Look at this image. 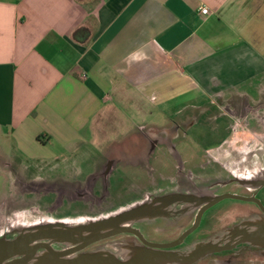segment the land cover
Instances as JSON below:
<instances>
[{"label": "crops", "instance_id": "0c3cea01", "mask_svg": "<svg viewBox=\"0 0 264 264\" xmlns=\"http://www.w3.org/2000/svg\"><path fill=\"white\" fill-rule=\"evenodd\" d=\"M263 120L264 0H0V163L14 176L25 162L51 168L101 146L86 181L112 159L138 173L131 189L157 187L131 191L128 205L176 190L144 183L177 174L174 151L237 163L242 141L264 137ZM167 136L183 142L135 158L146 137ZM253 162L239 180L261 179Z\"/></svg>", "mask_w": 264, "mask_h": 264}, {"label": "water", "instance_id": "95a60500", "mask_svg": "<svg viewBox=\"0 0 264 264\" xmlns=\"http://www.w3.org/2000/svg\"><path fill=\"white\" fill-rule=\"evenodd\" d=\"M257 185H264L263 175ZM200 195L181 192L151 194L113 212L96 217H83L80 220L82 222L74 219H46L31 225L19 223L9 231V234L14 235L13 238H0V264H196L210 254L230 250L238 244L264 250V219L256 215L220 229L185 250H169L179 245L196 228L204 210L218 202L233 199L254 201L258 204L254 199L230 194L211 196L201 201L198 199ZM177 206L181 208L178 209ZM196 208L198 214L193 227L170 244L147 243L128 226L135 221L190 212ZM122 233L135 234L148 249L135 244L122 245L115 251L104 246L89 249L102 240ZM225 236L227 241L220 242ZM54 245L58 248H53Z\"/></svg>", "mask_w": 264, "mask_h": 264}, {"label": "flooded vegetation", "instance_id": "af4514ba", "mask_svg": "<svg viewBox=\"0 0 264 264\" xmlns=\"http://www.w3.org/2000/svg\"><path fill=\"white\" fill-rule=\"evenodd\" d=\"M257 140L258 145H254L252 141L246 142L244 140L241 142L240 152L234 153V155H238V169L245 165V162H250L251 159L255 156L258 158V162H253V168L255 169V167H258L260 165L261 155L264 152V137L258 138ZM173 141L174 140L170 139L168 136L165 138L146 137V142L144 140V148L142 154L139 157L136 156L135 158H141L143 161H145V156H147L148 158L151 157L149 155V152L156 143H162L165 145L166 149L173 150L172 147L176 146ZM170 156L172 157H170L172 161L177 165V174L176 177L172 180L169 178L166 179L164 177H161L159 182H157L159 183L158 185H160V181L163 182L164 180H166V182L164 183L165 186L161 188L164 191L167 190V188L168 190H170V187H175L176 190L174 192L180 191L183 194H199L202 191L200 190L201 188L206 189L208 194L206 195L205 193H201L200 197H198V199L201 201H205L211 196L230 194L254 199L261 207L254 201L224 199L213 205L212 207L204 210L199 218L196 228H194V230L189 233L179 245L169 250H185L195 242L208 238L213 233L221 229V227L217 228L218 222L216 223V221H221V216L223 220L228 219L230 221L227 225H223V228L235 224L241 219L249 218L255 215L260 216L264 219V185H257V182L260 181V179L239 180L232 175L233 170L231 169V165L229 166L226 162H220L217 158L218 156H215V160L213 162H210L211 157L206 155L207 161L203 164L210 163L213 168H211L209 172H220L223 177L219 175L212 176V173H210L211 175H209L208 171L205 174H198L194 173L192 169L185 170V161H183L182 156L175 153V151L174 154H170ZM119 168L122 169L124 167L118 160L106 159L96 171L92 172V174L88 176V180L84 182L85 185H81L80 183H69L62 189L60 187L59 189L54 187L55 189L52 190L53 194L56 195V197H60L61 199H63V204L65 203L69 205L71 209L69 210V213H72L70 218L96 216L102 212L101 210H105L106 206L111 205V203L107 204L109 197L107 187L110 186L109 178L112 175L113 171L118 170ZM147 174L148 175H146V177L148 176L151 178L154 176L153 173ZM253 174L256 175L255 172ZM262 175L264 176V171L259 177H261ZM242 181L246 183H240ZM254 182H256V184ZM150 185H155V183L152 181ZM43 187L44 186L41 185H25L23 189L25 191L29 190V192L31 191L32 193H34L35 191H41ZM130 190L132 192H136L135 190H137L138 193L145 191V187L143 189ZM226 200H230L233 202L222 204ZM177 208L180 209L181 207L177 206ZM198 208H196V210H194L193 212H178L173 215H165L163 217L150 220L135 221L130 223L128 226L132 230H135L147 243L157 245L170 244L178 240L185 231L193 227L195 218L198 214ZM220 208H223V210L218 212L217 210ZM230 208L233 209L234 212L230 211ZM214 210H216L215 212L218 213H214ZM227 211L230 212L225 214ZM170 230H177V232L176 234L170 236V238L168 239L160 236L162 232ZM2 236H5V238L8 239L14 237V235L9 234V232L2 233L0 238ZM125 244H135L148 249L147 245L145 244L144 246L139 238L133 233L118 234L111 238L102 240L97 244H94L93 246H90L89 249L96 246H104L107 249L115 251L117 248H120ZM53 248H58V246L54 245ZM257 262L264 263V250L246 244H238L230 250L210 254L205 259L199 261V263L203 264H255Z\"/></svg>", "mask_w": 264, "mask_h": 264}, {"label": "rangeland", "instance_id": "374dc122", "mask_svg": "<svg viewBox=\"0 0 264 264\" xmlns=\"http://www.w3.org/2000/svg\"><path fill=\"white\" fill-rule=\"evenodd\" d=\"M154 121H158V119H150L149 122H154ZM263 125H264V120H263ZM121 128L123 129L124 126L121 125ZM203 129L204 128L202 125L197 124L193 127V130H192V131H197L200 133L199 137L194 136V139H193L199 145H202L201 142L203 140L201 139V137L207 133V131H204ZM119 140L115 141V143L112 144V146L108 148V150L110 151L111 148L116 149L120 142ZM113 141L114 140H112L109 143L111 144L113 143ZM131 141L132 140H130L129 142L131 143ZM129 142L126 141L125 145L126 144L128 145ZM180 142H183V141L180 139H175L173 141L175 145L179 144ZM236 148L238 147L236 146ZM176 150L178 151V146L176 147ZM103 151H104V148H102L101 146L98 147V152L96 151V149L92 147V148L86 149L87 154L86 153L84 155L78 154L74 157L70 156L69 158L66 159V162H63L62 164H54V166H52L51 168L42 167V166H38V168H35L34 166L31 165V162L29 164H27V162L23 163V165L20 167L21 172L17 171L16 169L15 176L17 175V172H18L22 174L24 179L26 178L27 179H32V178H42L43 179L42 182H40V184H37L39 186L40 185L44 186L43 189H41V191H35L34 193H32L31 191L29 192V190L25 191L23 189L25 185L34 186L35 185L34 183H30L25 180L24 181L21 180V182L16 181L14 174L13 173L10 174L9 168L7 166L3 168V164L0 163V236L4 232H9L11 228L17 227V224L19 223H23L24 225H31L33 224V222L37 223L39 221H43L46 219H50L52 221L54 220L69 221V219L80 221L81 219H83V217L70 218L72 213L71 212L69 213V210H71L69 205L65 203L63 204L62 203L64 202L63 199H61L60 197H56V195L53 194L52 190L55 188L59 189V187L62 189L65 185H68L69 183L78 184V183L86 182L85 176L89 174L92 170L98 167V165L101 162V155H99V152L102 154ZM199 151L200 150H198V152ZM169 153L167 152V154ZM203 154L197 153L193 155L191 158H189L188 154L183 156V161H185L184 162L185 170L192 169L194 173H198V174H205L207 173V171L209 172V170L213 167L210 165V163L203 164V163H206L207 161V157L202 156ZM234 156L238 159V155H234ZM167 158H169L168 159L169 162H172L170 161L171 159L169 155L167 156ZM215 158L216 157L214 158L211 157L210 162H213ZM217 158L219 159L220 162H224L223 156L219 155V157ZM261 162H262V165H261ZM231 168L238 169L237 163H232ZM168 169L169 167H167V170L164 173H166L165 175H168V177H171V180H172L173 179L172 176L173 175L176 176V174L173 172L174 169H171V171H169ZM243 170H244V167H240V170L236 172H232V175L235 176L236 178L247 176V173H244ZM254 170L257 176H260L262 172L264 171V152L261 155L260 165L258 167H255ZM132 172L134 173V171H129L128 168H125V169L119 168L118 170L113 171L112 175L109 178L110 186L107 187V192H109L107 204L111 203V205L106 206V209L101 210L102 212L96 216L104 215L107 212H113L125 206L126 202H128L130 199L134 197V194H132L130 190L133 187L132 182L130 179L127 178L128 175H132ZM210 173L212 172H209V175H211ZM134 174L136 175L138 173L135 172ZM213 175H217V176L219 175L223 177V175L220 172L218 173L217 171L212 173V176ZM160 179L161 177H159L156 174H154V176L151 178L148 176L147 177L145 176V185L148 184L149 186H151L150 183L152 181L156 185V183L159 182ZM65 181H68V182H65ZM165 182L166 180H164V182L160 181L161 184H164ZM146 188L147 187L145 186V193L146 192L148 193L149 191H156L157 187L155 188L150 187L148 189ZM200 190H202L201 193L203 194L205 193L206 195H208L206 189L200 188ZM135 191H136L135 193H137V190ZM166 191H169V190H165L164 192ZM227 202H233V201L226 200L222 204L227 203ZM75 206H79V205H75ZM193 208L194 206L192 207V209ZM216 210H214V213H218L222 211L223 208L218 209L217 210L218 212H215ZM229 210L234 212L233 209L231 208ZM193 211L194 210H192L191 212ZM230 211H227L225 214H227ZM5 216H7L8 218H6ZM218 216H221V215H218ZM220 218H221V221L220 220L216 221V223L218 222L217 228L221 227V229H223L224 227L223 225L225 224L227 225L228 222L230 221L228 219L223 220L222 216ZM226 227H229V226H226ZM176 232L177 230L165 231V232H162L160 236L164 237L165 239H168L170 238V236L176 234ZM219 241L224 243L227 241V237L225 236L221 238ZM196 264H203V263L198 262ZM255 264H264V263L257 262Z\"/></svg>", "mask_w": 264, "mask_h": 264}, {"label": "built area", "instance_id": "2783aa9c", "mask_svg": "<svg viewBox=\"0 0 264 264\" xmlns=\"http://www.w3.org/2000/svg\"><path fill=\"white\" fill-rule=\"evenodd\" d=\"M199 13H200L201 15H206V14H208V11H207L206 8H201L200 11H199Z\"/></svg>", "mask_w": 264, "mask_h": 264}]
</instances>
